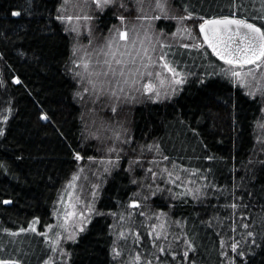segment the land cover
<instances>
[{
	"label": "snow or ice",
	"instance_id": "6c2138e0",
	"mask_svg": "<svg viewBox=\"0 0 264 264\" xmlns=\"http://www.w3.org/2000/svg\"><path fill=\"white\" fill-rule=\"evenodd\" d=\"M35 7L34 0H24V5L9 11L13 17H32ZM53 7L55 21L72 40L71 67L66 64L65 70L73 79L78 78L81 85L74 92V98L89 112H97L99 105L100 110L106 108L111 114L99 127H95L93 120L94 130L85 121L88 135H82V139H96L100 155H88L77 148H71V154L77 162L87 159L95 168L92 175L102 177L101 183L112 177L114 171L117 175L122 171L129 184L134 186L128 201L122 204L123 210L108 213L118 222L110 225L114 231L108 233L112 239L107 264H196L190 257L196 245L189 232V221L186 217L173 218L172 215L173 209L187 204L189 198L205 205L202 209L205 212L213 200L223 201L220 207L224 210V219L229 221L227 224L219 215L199 220L201 225L220 229L215 233L220 237L219 255L223 258L220 264H257V257L261 258L260 264H264V188L257 192L250 181L245 185V177H240L239 182L230 187L218 186L209 181L207 173L211 169L205 172L200 166L178 164L160 142L134 145L127 128L120 123L122 106L136 102L138 96L160 102L179 94L180 86L188 82L190 75L178 67L179 62L175 59L183 55L180 48L199 51L206 46L223 62L224 66L220 68L223 77L245 89V95L254 102L264 105V25L258 26L238 17L237 13L243 7L240 3L230 15L210 19L201 16L198 20H193V13L178 0H57ZM162 19L175 21V31L171 27L167 32L158 29L155 22ZM188 21L198 27L195 37L198 42H193V29L188 26ZM46 28L47 25L37 31ZM2 38L8 39L7 36ZM2 58L3 53H0ZM35 59L39 61L40 57ZM12 82L23 84L19 76H13ZM199 83L207 87L204 79ZM3 84L0 81V85ZM260 110L264 111V107ZM6 112L11 113L12 109L9 107ZM38 119L52 122V117L43 110L38 113ZM0 120L7 123L8 116H0ZM81 120L84 121L83 114ZM258 127L260 135L256 139L264 145V122ZM192 131L195 133L196 129ZM4 135L5 130L0 128V137ZM204 158L214 159L213 156ZM122 160L126 167L121 164ZM259 163L264 164V160ZM0 171H10L6 162L0 163ZM88 171L91 172V168ZM84 173L85 168L78 166L67 184L73 191L66 193L67 201L64 196L59 198L57 202L62 207L54 208L56 222L46 223V231L37 229L40 217L35 216L27 227H20L18 231L6 227L0 229V241L32 232L44 238L42 242L47 245V253H51H46L42 264H64V258H70L71 253L63 245L68 241L82 242L93 215H105L95 207L100 184H91L90 200L75 196L78 182L88 180V176L82 175ZM157 200L162 204L154 208ZM13 202L11 198L0 200L4 205ZM254 208L259 211L254 213ZM215 211L219 212V209ZM138 217L145 220L138 221ZM5 247L0 244V251ZM0 264L24 262L8 257L0 258Z\"/></svg>",
	"mask_w": 264,
	"mask_h": 264
},
{
	"label": "trees",
	"instance_id": "16d2710c",
	"mask_svg": "<svg viewBox=\"0 0 264 264\" xmlns=\"http://www.w3.org/2000/svg\"><path fill=\"white\" fill-rule=\"evenodd\" d=\"M56 2L34 0L35 15L18 18L11 16L9 10L24 5V0H0V53H3L0 81L4 82L0 85V116H8L7 123L0 120V128L5 130V135L0 137V163L6 162L10 169L8 172L0 171V200L11 198L14 201L11 205L0 203V229L6 227L18 231L38 216L40 224L36 227L43 231L44 225L52 222V205L60 188L76 169L77 161L71 154V148L92 155L90 146L83 147L81 112L74 99L75 83L65 70L71 42L54 19ZM178 2L189 8L193 20L201 16L210 19L230 15L240 3L243 7L237 13L238 17L258 26L264 25V0ZM252 7L260 11L251 12ZM45 25L44 31H37L44 29ZM160 26L166 31L169 27L172 29L170 23L159 21ZM3 36L8 39H3ZM179 52L183 55L175 57L178 67L194 76L171 102L139 105L132 110L130 131L134 144L160 142L178 164L200 166L205 172L211 169L207 173L210 182L227 188L234 182L238 183L240 177H245V185L250 181L258 192L264 188V164L259 163L264 160V150L256 155L254 133L260 104L238 87L216 76V65L222 64L211 56L206 47L199 51L180 48ZM35 57H40L39 61ZM204 65H209L213 71L210 69L209 73L202 69ZM13 76H19L23 84H14ZM200 79L206 81L207 87L199 83ZM9 107L11 113L6 112ZM41 110L52 117L51 123L38 119ZM17 156L23 159H16ZM205 156H213L214 159L207 160ZM133 187L122 171L120 175L113 172L97 203V209L105 215L91 220L82 242L65 246V250L71 253L66 264H107L112 239L108 235L112 224L108 213L122 211V204L128 201ZM222 203L213 200L205 212L202 210L205 205L189 198L187 204L173 209V218L186 217L189 221V232L196 245L190 257L196 264H220L223 259L219 255L220 237L215 234L220 229L214 230L199 223L200 219L219 215L227 224L229 221L224 219V210L220 207ZM161 204L157 200L153 207L159 208ZM252 211L259 210L254 208ZM43 239L32 232L5 237L0 244L10 249L8 241H14V253L0 254V258H19L24 264H42L47 249L41 260L36 262L25 257L22 250L26 244L46 247ZM260 259L257 257V264H260Z\"/></svg>",
	"mask_w": 264,
	"mask_h": 264
},
{
	"label": "rangeland",
	"instance_id": "374dc122",
	"mask_svg": "<svg viewBox=\"0 0 264 264\" xmlns=\"http://www.w3.org/2000/svg\"><path fill=\"white\" fill-rule=\"evenodd\" d=\"M256 4H257V2H256ZM250 11L251 12H253V11H255V12H259L260 10L259 9H254L253 7L250 9ZM160 21H162V22H165V23H170L171 25H172V31H175V21H172V20H165V19H162V20H160ZM135 22V21H134ZM158 22L159 21H156L155 23H156V27L158 28V29H160L161 28V26L160 27H158ZM59 23V22H58ZM138 23V22H137ZM188 23V26L190 27V28H192L193 29V42H198V41H195V37L197 36V27L196 26H194V23H193V21H188L187 22ZM61 27L63 28V26L61 25ZM167 27H169V26H167ZM166 31V30H165ZM167 32V31H166ZM65 33V32H64ZM67 36H68V34L67 33H65ZM100 34L99 33H97V36H99ZM104 35H107V33L105 32L104 33ZM69 37V36H68ZM69 39H70V42H71V49H72V40H71V38L69 37ZM185 42H188L187 41V38H185ZM83 43L84 44H87V40L86 39H83ZM94 47H95V41H94V45H93ZM190 50H196V49H190ZM70 56H71V50H70ZM185 56H187V57H189L190 56V54H186ZM68 66L69 67H71V61H70V59H69V62H68ZM216 66H218V69H216V76H219L221 79H222V81H228L229 83H231V84H233L234 85V83H232V82H230L229 80H227L226 78H224L223 77V75L220 73V68L222 67V66H224V65H222V66H220L219 64L218 65H216ZM93 67H95V65H93ZM202 69H205L206 71H209V73H210V69H211V67L209 66V65H204V66H202ZM212 70V69H211ZM80 71H83V69L81 68L80 69ZM183 71V70H182ZM213 71V70H212ZM184 72V71H183ZM68 74H69V76L73 79V76H72V74L70 73V72H68ZM192 76H194V75H188V77H187V79H190V78H192ZM215 76V75H214ZM194 78V77H193ZM78 79V78H77ZM77 79H73V81H74V83H75V91L77 90V89H79L80 87H81V85L77 82ZM184 85H182V86H180L181 87V89H182V87H183ZM235 87H238V86H236V85H234ZM244 94H245V89H243L242 87H238ZM180 93V92H179ZM178 96V95H177ZM248 97V96H247ZM75 99V98H74ZM87 96H86V98H85V102L87 101ZM175 99V97L173 98V99H171V100H161L160 102H153V101H151V100H148V99H146V98H144V97H139L138 96V99L136 100V102H134V103H127V104H124L123 106H122V114H121V120H120V123H122L123 124V126L125 127V128H127V130H128V134L131 136V131H130V114H131V112H132V110L135 108V107H137V106H139V105H146V104H155V103H159V104H166V103H169V102H171L172 100H174ZM251 99V98H250ZM75 101L77 102V105H78V107L80 108V112H81V115L83 114L84 115V121H82L81 120V122H82V135L83 136H87L88 135V132L86 131V129H85V121L87 122V125H88V127L89 128H93V125H92V121L93 120H95L96 121V125H95V127H99L100 125H101V123L103 122V121H105L106 119H107V117L109 116V115H111L110 114V112L106 109V108H104L103 110H100V106L99 105H97V112H89L88 111V108H86V107H82V102H78L76 99H75ZM262 107H264V105H262V104H260V109L262 108ZM261 122H264V111H261L260 110V114H259V118H258V120L255 122V125H254V133H255V145H256V147H255V153H256V155H259V153H262V151H261V149L262 148H264V145H262V144H260V143H258L257 142V136L258 135H260V129H259V127H258V125H259V123H261ZM93 130H94V128H93ZM110 134V133H109ZM83 147H85V146H90L91 147V153H92V155H96V156H99L100 155V153L97 151V144H98V141L96 140V139H93V138H90V139H88L87 141H84L83 140ZM135 145V144H134ZM258 149V150H257ZM121 164L124 166V167H126L127 165H126V163H125V161H121ZM78 166H83L84 168H85V173L84 174H82V175H86V176H88V180L87 181H85V180H80L79 182H78V187L75 189V196H82V197H84V198H86V199H91V196H90V191H91V184H93V183H97V184H100V188L97 190V199H96V204H95V207L97 208V203L99 202V199H100V197H101V195H102V191H103V189L105 188V186H106V183H107V181L109 180V178L110 177H108L107 178V181L106 182H104V183H101V179H102V177H98V176H94V175H92V172H94L95 171V168L94 167H92L91 165H90V162L89 161H87V159H85L84 161H81V162H77V165H76V169H75V171L72 173V175L69 177V179L62 185V187L60 188V190H59V192H58V194H57V196H56V198H55V201L53 202V205H52V222L51 223H55L56 222V218H55V216L53 215V210H54V208L55 209H60L61 207H62V205L61 204H59L57 201L59 200V198L61 197V196H64L65 197V200L67 201V195H66V193L67 192H71V191H73L72 189H68L67 188V184H68V181H70L71 179H72V176H73V174L74 173H76L77 171H78ZM89 168H91V172L90 171H88V169ZM115 172V171H114ZM73 202H75V200H74V198H73ZM80 206H82V205H80ZM121 210H123L122 208H121ZM96 216H99V215H93V217H92V219L94 218V217H96ZM109 216V218H110V220H111V225H113L114 223H117L118 221H117V219L115 218V217H113L112 215H108ZM138 221H141V222H143L144 220H145V218L144 217H138V218H136ZM89 225V224H88ZM88 225H87V227H88ZM128 225H126V227H127ZM43 231H46V229L44 228V230ZM111 231H114V229H111ZM140 231H143V229L141 228L140 229ZM170 239H171V237H170ZM43 241V240H42ZM70 243H72L71 241H68V242H66L64 245H63V248L65 249V246H67L68 244H70ZM46 245V244H45ZM47 249V245H46V247H43V246H35L34 244L33 245H31V244H26V246H25V249H23L22 250V254L25 256V257H27L29 260H31V261H33V262H36V261H38V260H41V256L42 255H44L45 254V250ZM226 250V249H225ZM11 252H13L14 253V247H13V244L11 243V248L10 249H7L6 247H5V249L3 250V251H0V254H3V253H11ZM51 254V253H50ZM57 259L59 260V257H57ZM66 262H67V257L66 258H64V264H66Z\"/></svg>",
	"mask_w": 264,
	"mask_h": 264
},
{
	"label": "water",
	"instance_id": "95a60500",
	"mask_svg": "<svg viewBox=\"0 0 264 264\" xmlns=\"http://www.w3.org/2000/svg\"><path fill=\"white\" fill-rule=\"evenodd\" d=\"M249 22H250V21H249ZM205 47H206V46H205ZM206 48H207V47H206ZM207 50L209 51V53L211 54V56H212L217 62H219L220 64L223 65V62L220 61V60L215 56V54H213V53L211 52L210 49L207 48Z\"/></svg>",
	"mask_w": 264,
	"mask_h": 264
}]
</instances>
